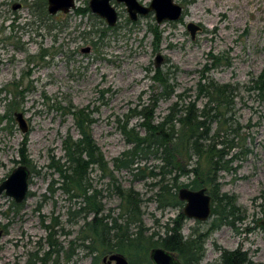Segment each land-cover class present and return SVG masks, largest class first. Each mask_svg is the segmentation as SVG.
<instances>
[{
    "label": "rangeland",
    "instance_id": "obj_1",
    "mask_svg": "<svg viewBox=\"0 0 264 264\" xmlns=\"http://www.w3.org/2000/svg\"><path fill=\"white\" fill-rule=\"evenodd\" d=\"M174 1L182 6V16L158 24L152 11L131 21L125 5L111 0L118 20L109 26L90 10L89 0H75L73 9L53 15L47 11L46 0H0V182L19 164L24 142L34 169L30 194L19 208L11 206L10 196H0V264H25L37 243H44L45 225L54 219L59 222L54 229H61L54 238L65 249L68 240L80 236L83 212L69 221L68 210L85 207L83 199H69L58 188L57 171L48 167L52 158L64 161V138L79 136L69 109L88 112L90 133L111 170L112 159L131 146L121 125L127 120V128L144 133L141 110L151 108V100L161 91L152 81L157 69L169 74L168 84L174 91L152 108L154 122L165 116L172 102L178 101L180 108L195 100L201 108L206 98L196 96L199 82L210 79L233 87L226 112L231 128L217 138L232 145L226 156L230 169L220 171L218 180L221 191L234 195L247 216L236 223V230L226 225L212 231L199 264H219L221 252L216 246L240 248L253 262L264 264V213L259 206L264 202V91L249 89L256 79L264 80V0ZM31 2L38 5L30 7ZM139 2L148 5L150 0ZM16 3L22 7L13 9ZM189 22L201 27L193 39L186 29ZM213 56L220 63L212 65ZM13 105L18 107L11 121L8 114ZM15 112L23 114L26 133L20 130ZM216 126V122L211 124L209 136ZM142 158V172L159 164L152 156ZM113 173L121 187L139 192L145 235L163 234L165 223L172 225L167 220L181 208L158 209L153 199L147 200L153 198L157 186L152 183L158 179L134 178L125 169ZM190 176L178 181L187 182ZM52 182L53 192L49 189ZM87 183L88 194L101 191L98 199L103 213L116 217L120 199L108 178L92 167ZM92 216L89 213L87 219ZM211 218L202 223L186 218L181 235L187 237L193 227L205 230ZM46 249L43 245L39 254ZM82 249L76 247L68 264H90V255Z\"/></svg>",
    "mask_w": 264,
    "mask_h": 264
},
{
    "label": "trees",
    "instance_id": "obj_2",
    "mask_svg": "<svg viewBox=\"0 0 264 264\" xmlns=\"http://www.w3.org/2000/svg\"><path fill=\"white\" fill-rule=\"evenodd\" d=\"M32 6L33 4L30 5ZM153 31L157 33L155 29ZM213 60L212 65L221 61L216 56H213ZM202 79L205 81L206 77L202 76ZM169 80V74L160 69L156 70L152 81L161 91L151 100V106H149L151 108L144 107L141 110L144 120L140 125L144 133L134 131V127L127 128V120L121 125L122 132L127 135V141L131 146L120 156L112 159L111 170L90 133L91 118L88 112L82 108L69 109L79 136L76 139L71 136L65 137L63 140L64 161L60 163L52 158V164L49 162L48 167L53 166L60 177L58 188L67 193L69 199L81 197L85 204V207L76 211L69 209L68 220L71 221L73 217L83 212L84 222L79 230L80 236L74 238L75 240H68L66 249L54 238L57 220L54 219L52 224L45 225L47 235L44 243L40 241L37 243L38 248L29 252L25 264H51L52 260L54 264H57L60 251L67 254L69 262L75 254L76 247L83 248L85 255H90V264H102L103 256L116 252L127 256L130 264H136L137 258L144 259L146 264H153L148 261L147 255L149 249L155 246L174 252L182 264H199L204 256V244L212 231L226 225L236 230V223L246 218V212L236 204V197L222 192L218 180L220 171L230 169V159H226V156L227 149H230L232 145L227 140H217V138L220 137V132L227 135V130L231 128L226 109L232 103L231 89L233 87L229 84H218L210 79L205 83L199 82L196 96L206 98L201 108L196 106L195 100H189L180 108H178V101L172 102L165 116L160 121L154 122L152 108L155 107L158 99L169 98L174 91V86L168 84ZM250 87L253 90L258 89L262 94L263 78L256 79L249 89ZM180 96L181 94L178 95ZM17 107V105L12 106L13 110L8 114L9 120L12 121V112ZM214 122L217 123L216 130L209 136L211 124ZM19 154L17 162L27 165L33 173L34 169L28 158L25 142L19 149ZM148 156L157 159L159 164L152 165L148 172H142L139 162L143 160L142 157ZM193 159V166L188 168V164L190 165ZM92 167L100 170L108 178L113 192L120 199L116 217H112L110 212L103 213L104 207L98 199L100 196L98 190L88 194L87 177ZM154 167L157 170H154ZM121 169L128 171L134 178L158 179L157 182L152 183L153 186H157L153 198H147L148 201L153 199L158 209L181 207L182 202L178 199L177 191L182 186L191 189L205 186L211 196L212 204L209 216L212 218L205 230L193 227L187 237L181 235L180 230L184 225L185 217L180 211L173 219L167 220L172 222V225L165 223L163 234L152 232L145 235L146 227L142 222L143 200L139 192L132 188L125 189L117 183L113 171ZM190 174L191 178L187 182L178 181L183 176L189 178ZM49 189L54 191L53 182ZM29 194L28 190L27 196ZM11 206L19 208L21 203L13 202ZM259 206L264 213V202H261ZM89 213L93 216L87 219ZM196 223L202 222L196 221ZM132 226L135 227L134 232L131 231ZM43 245L47 249L39 254ZM216 248L221 252L219 264H257L249 258L246 251L240 248L233 250L218 246Z\"/></svg>",
    "mask_w": 264,
    "mask_h": 264
},
{
    "label": "water",
    "instance_id": "obj_3",
    "mask_svg": "<svg viewBox=\"0 0 264 264\" xmlns=\"http://www.w3.org/2000/svg\"><path fill=\"white\" fill-rule=\"evenodd\" d=\"M122 2L125 5L128 13V18L135 21L140 15H147L149 12L154 13L156 23L160 24L164 21H176L183 13L181 5L174 0H150L148 5H144L139 0H115ZM88 6L96 15L105 19L109 26H114L118 20V14L111 0H89ZM18 4L13 6V9L18 8ZM75 7V0H47V11L53 15L58 12L67 13ZM186 29L193 39L196 32L201 30V27L194 22L186 24ZM83 51H88L85 48ZM157 58V62L160 61ZM14 118L23 133L28 131V124L21 112H15ZM30 169L25 164H18L9 175L0 182V196L5 194L13 199L16 204L22 203L29 190ZM178 198L185 202L182 213L185 217L205 221L209 218L211 212V196L205 193V188L191 190L182 187L177 192ZM264 226V218L261 221ZM1 234V232H0ZM150 259L154 264H182L176 257L174 252L165 250L162 247H154L150 251ZM108 262L113 264H128L126 257L121 253H112L105 256Z\"/></svg>",
    "mask_w": 264,
    "mask_h": 264
},
{
    "label": "flooded vegetation",
    "instance_id": "obj_4",
    "mask_svg": "<svg viewBox=\"0 0 264 264\" xmlns=\"http://www.w3.org/2000/svg\"><path fill=\"white\" fill-rule=\"evenodd\" d=\"M46 2H47V0H46ZM31 3H33V5H37V3L36 2H31ZM18 4V8H20V7H22V3H16V4H14V5H17ZM13 5V6H14ZM17 9V8H16ZM227 100H228V96H227ZM227 110V109H226ZM228 133V132H227ZM19 164H21V163H19ZM30 169V168H29ZM31 172V171H30ZM31 174H32V172H31ZM30 174V175H31ZM30 180V179H29ZM182 187H185V186H182ZM182 187H180V188H182ZM202 187H204L205 188V193H207V194H209L208 193V191H207V188L205 187V186H202ZM202 187H200V188H202ZM179 188V189H180ZM185 188H188V189H191V188H189V187H185ZM200 188H197V189H191V190H198V189H200ZM178 189V190H179ZM178 192V191H177ZM100 194H101V191H100ZM210 195V194H209ZM178 196V195H177ZM179 199V198H178ZM180 200V199H179ZM181 202H182V205H181V213H182V209H183V207H184V204H185V202L184 201H182V200H180ZM211 207H212V204H211ZM179 211V212H180ZM178 212V213H179ZM185 217V216H184ZM187 217H185V219H186ZM194 220V219H193ZM195 221H198V220H195ZM199 222H203V221H199ZM59 223V222H58ZM56 227H58V225L56 226ZM3 229V228H2ZM146 230H147V228H146ZM146 230H145V232H146ZM3 231V230H2ZM54 231H55V234H57V232H59V231H61V229L59 228V229H57V230H55L54 229ZM64 233H66V232H64ZM58 235V234H57ZM58 241V240H57ZM59 242V241H58ZM60 244H61V242H59ZM155 247H160V246H155ZM152 248H154V247H152ZM152 248H150L149 249V251H148V255H147V259H148V261H151L152 262V260L150 259V256H149V254H150V251H151V249ZM169 251V250H168ZM172 252V251H171ZM116 253H119V252H116ZM112 254V253H111ZM121 254H123V253H121ZM108 255H110V254H108ZM108 255H105V256H108ZM124 255V254H123ZM176 255V254H175ZM105 256H103L102 257V259H101V263L102 264H113V262H108V260L107 259H104V257ZM125 256V255H124ZM53 257V256H52ZM126 257V260H127V262H128V264H130V260L128 259V257L127 256H125ZM177 258H178V256H176ZM144 259H141V258H137V263L136 264H146V261L144 262L143 261ZM180 261V260H179ZM52 262H53V260H52ZM52 262H50L51 264H52ZM90 262H91V258H90ZM181 262V261H180ZM69 262H68V259H67V254L66 253H64L63 251H60V254H59V256H58V258H57V264H68ZM153 263V262H152ZM182 263V262H181ZM53 264H54V262H53ZM151 264V263H150ZM154 264V263H153Z\"/></svg>",
    "mask_w": 264,
    "mask_h": 264
}]
</instances>
